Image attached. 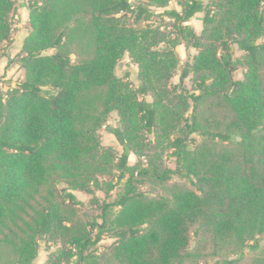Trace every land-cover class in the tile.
<instances>
[{"label":"trees","instance_id":"16d2710c","mask_svg":"<svg viewBox=\"0 0 264 264\" xmlns=\"http://www.w3.org/2000/svg\"><path fill=\"white\" fill-rule=\"evenodd\" d=\"M85 1L92 57L72 61L61 49L56 0H26L28 33L16 56L23 78L4 91L0 86V243L15 248V264H32L41 242L58 245L43 264H98L104 233L113 238L107 252L118 264H179L196 219L210 224L218 238L263 226L264 146L255 135L264 129V41L258 42L264 36V0H175L179 9L168 8L171 0ZM198 12L199 34L187 24ZM13 13L14 0H0V49L10 39ZM158 16L169 19V31L152 25ZM181 44L197 53L172 83ZM233 44L245 58L244 76L237 80L231 76ZM125 52L139 68L136 89L114 72ZM189 74L191 89L184 85ZM147 94L153 99L140 97ZM206 98L230 110L224 131L212 133L194 112L188 114L189 99L198 104ZM96 103L103 104L100 112ZM111 110L119 126L107 129L121 145L120 154L102 146L97 132ZM193 133L222 142L238 139L235 149L218 153L203 149ZM160 136H172L174 169L151 153ZM130 152L146 164L129 165ZM96 173L109 180L99 181ZM173 175L194 190H181L171 200L137 190L146 177L164 183ZM93 185L105 195L101 204L91 199L100 207L101 222L69 224L52 190L79 203L68 190L91 192ZM116 186L121 192L106 202ZM44 187L42 203L37 198Z\"/></svg>","mask_w":264,"mask_h":264},{"label":"rangeland","instance_id":"374dc122","mask_svg":"<svg viewBox=\"0 0 264 264\" xmlns=\"http://www.w3.org/2000/svg\"><path fill=\"white\" fill-rule=\"evenodd\" d=\"M26 0H14V15L12 17V30L10 39L4 43L0 49V81L1 89L6 90L11 83H15L23 78L24 71L17 63V53L20 50L22 41L28 33V12L25 6ZM57 17L63 20L60 28H63L64 37L61 44V49L65 50L71 57L72 61L91 58L94 54V36L90 29V14L88 5L85 0H56ZM168 8L179 9L175 0L168 3ZM157 12H161L162 8H155ZM202 13L193 16L190 19L189 26L192 27L195 33L199 34L202 30ZM169 19L163 16V19L158 16L152 20V25H158L160 30L169 31ZM64 24H68L65 27ZM264 41V36L258 39V42ZM55 49H48L45 53H53ZM197 51L191 46L183 44L176 47V55L178 58L177 67L170 81L178 83L179 75L186 63H192L193 57ZM232 59L235 60L236 67L231 73L234 80L242 79L245 71L244 53L236 44L232 45ZM264 65V55L261 57ZM115 75L122 81L126 82L133 89H136L139 80L138 65L131 59L128 52H125L117 61L115 66ZM260 74L264 76V66L260 67ZM184 85L187 89L193 88L192 74L184 80ZM152 92V91H151ZM198 92V91H197ZM90 96L96 100L97 92L93 91ZM140 97L146 100H152L151 94L141 95ZM191 106L188 109V114L194 112L199 123L207 128L210 132H222L226 128L231 112L228 107L217 98H206L200 103H195L189 99ZM96 110L101 111L102 103L95 104ZM95 111V112H97ZM119 126V116L113 110L105 113L104 121L101 122L97 130L100 138V143L104 147L112 149L116 154H120L122 147L110 133L107 127ZM191 136L197 140V143L203 144V149H211L218 153L231 151L235 149L234 139L229 142H222L218 138L206 137L193 133ZM263 141L264 146V129L258 130L255 135ZM172 136H160L154 145L155 149L151 153L157 156L156 161L162 166L174 169L175 158L170 155L172 148L168 145V140ZM150 138H154L152 135ZM193 144V143H191ZM139 160V161H138ZM141 160V161H140ZM146 164L145 159H139L134 153L130 152L128 156V164ZM116 174V170L112 171ZM97 179L101 182H106L109 177L96 173ZM106 180V181H105ZM105 183H103L104 185ZM65 186V184H63ZM137 190L144 193L148 198H157L165 196L169 200L179 191L184 189L194 190V187L185 179L178 175H173L167 182H160L152 177H146L143 183L136 184ZM60 187V186H58ZM53 197L56 202H59L64 208V214L69 218V224L77 226L87 225L95 219L101 222L99 218L100 207L93 203L91 199L96 197L101 204L104 200V191L93 185L91 192L69 189L79 203H68L62 200L58 189H53ZM48 192H50L48 190ZM121 192L119 186L111 190V198L106 202L113 200ZM47 195L44 188L40 190V196L37 200L43 202V197ZM53 199V198H52ZM117 210V208H114ZM189 242L185 249V255L179 264H264V224L263 226L256 225L249 228V231L240 233H229L223 238L214 236L210 224L202 219H196L189 224L188 227ZM251 234V235H250ZM253 236V237H251ZM113 238L103 234L101 241L97 244V254L99 256L98 264H118L113 254L107 252V247L112 243ZM58 247L53 242L43 243L38 247L37 255L32 264L45 263L50 251ZM16 250L11 245L0 243V264H15Z\"/></svg>","mask_w":264,"mask_h":264},{"label":"crops","instance_id":"0c3cea01","mask_svg":"<svg viewBox=\"0 0 264 264\" xmlns=\"http://www.w3.org/2000/svg\"><path fill=\"white\" fill-rule=\"evenodd\" d=\"M201 12H198V13H196L194 16L196 17V15H199ZM192 18V17H191ZM190 18V19H191ZM190 19L187 21V22H189L190 23Z\"/></svg>","mask_w":264,"mask_h":264}]
</instances>
